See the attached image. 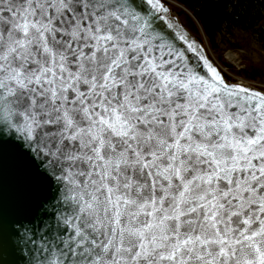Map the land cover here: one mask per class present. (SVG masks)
<instances>
[{
    "label": "snow or ice",
    "instance_id": "snow-or-ice-1",
    "mask_svg": "<svg viewBox=\"0 0 264 264\" xmlns=\"http://www.w3.org/2000/svg\"><path fill=\"white\" fill-rule=\"evenodd\" d=\"M159 13L0 0V175L10 157L37 193L7 228L0 202V254L264 264V87L229 82Z\"/></svg>",
    "mask_w": 264,
    "mask_h": 264
},
{
    "label": "trees",
    "instance_id": "trees-1",
    "mask_svg": "<svg viewBox=\"0 0 264 264\" xmlns=\"http://www.w3.org/2000/svg\"><path fill=\"white\" fill-rule=\"evenodd\" d=\"M173 1L188 10L209 48L215 49L220 42L227 48L244 51L255 44L258 50L264 51V0ZM260 61L262 64L251 62L250 68L241 75L248 80L263 79V58ZM217 63L221 65L220 61ZM223 74L230 78L225 72Z\"/></svg>",
    "mask_w": 264,
    "mask_h": 264
},
{
    "label": "water",
    "instance_id": "water-1",
    "mask_svg": "<svg viewBox=\"0 0 264 264\" xmlns=\"http://www.w3.org/2000/svg\"><path fill=\"white\" fill-rule=\"evenodd\" d=\"M162 3L168 9L167 14H158L163 17L162 23L165 25L171 23L175 26L174 31L187 34L189 37V41H194L195 46L200 50L201 54L204 55L210 61V63H212V65L223 74L216 61L209 54L204 43L202 42V39L190 32L180 21V16L185 10L184 7L178 9L174 8L171 5L167 4L164 0H162ZM186 47L187 45H185V48ZM189 55L193 57V63H196L197 58L195 54L189 51ZM228 81L232 83H243L246 85L254 86L251 83L239 80L228 79ZM40 195L42 198L43 196H46L47 193L45 192ZM36 197L37 193L30 189L15 173L9 157V159L5 162L3 173L2 175H0V202H2L4 227L7 228L14 220L30 219L31 213L35 209ZM0 262H2V264H24L21 253H13L10 249H6L2 254H0Z\"/></svg>",
    "mask_w": 264,
    "mask_h": 264
},
{
    "label": "rangeland",
    "instance_id": "rangeland-1",
    "mask_svg": "<svg viewBox=\"0 0 264 264\" xmlns=\"http://www.w3.org/2000/svg\"><path fill=\"white\" fill-rule=\"evenodd\" d=\"M167 4L171 5L174 8H181L180 4L173 0H164ZM184 12L180 16V21L182 24L194 35L200 37L202 39V42L204 43L206 49L208 50L209 54L212 56L213 59L216 61H220L221 65L225 67L227 70V74L231 75V78L234 76L243 78L248 81V83L253 84L254 86L257 87H264V78H256V79H251L248 80L241 75V73L247 71L250 68V63L253 62H262L260 59L263 58L264 60V51L258 50V47L255 44H251L249 49L244 50H239V49H231L227 48V46H224L222 43H218L217 47L215 49H211L207 46L206 40L202 36V32L199 28V26L196 24V21L191 17L189 14L188 10L184 7ZM228 53L234 54V59L230 60L227 55ZM225 62V63H222ZM258 62V63H259ZM226 65V66H225ZM232 69L234 71H232Z\"/></svg>",
    "mask_w": 264,
    "mask_h": 264
},
{
    "label": "built area",
    "instance_id": "built-area-1",
    "mask_svg": "<svg viewBox=\"0 0 264 264\" xmlns=\"http://www.w3.org/2000/svg\"><path fill=\"white\" fill-rule=\"evenodd\" d=\"M221 70L224 71L226 74L228 73L227 70L225 69V67H223L222 65H219ZM231 78V75L228 74ZM232 80H239V81H244V82H248L247 80L243 79V78H239V77H236L234 76L233 78H231Z\"/></svg>",
    "mask_w": 264,
    "mask_h": 264
},
{
    "label": "bare ground",
    "instance_id": "bare-ground-1",
    "mask_svg": "<svg viewBox=\"0 0 264 264\" xmlns=\"http://www.w3.org/2000/svg\"><path fill=\"white\" fill-rule=\"evenodd\" d=\"M234 54H230V53H228V55H227V57L230 59V60H233L234 59Z\"/></svg>",
    "mask_w": 264,
    "mask_h": 264
}]
</instances>
